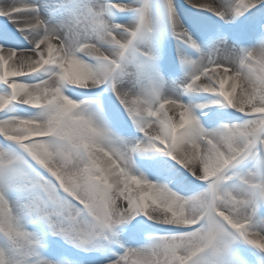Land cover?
I'll return each instance as SVG.
<instances>
[{
  "label": "snow or ice",
  "instance_id": "obj_1",
  "mask_svg": "<svg viewBox=\"0 0 264 264\" xmlns=\"http://www.w3.org/2000/svg\"><path fill=\"white\" fill-rule=\"evenodd\" d=\"M0 264H264V0H0Z\"/></svg>",
  "mask_w": 264,
  "mask_h": 264
}]
</instances>
